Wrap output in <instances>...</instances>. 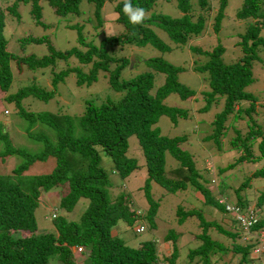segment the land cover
I'll list each match as a JSON object with an SVG mask.
<instances>
[{
    "label": "trees",
    "instance_id": "1",
    "mask_svg": "<svg viewBox=\"0 0 264 264\" xmlns=\"http://www.w3.org/2000/svg\"><path fill=\"white\" fill-rule=\"evenodd\" d=\"M39 1L14 0L8 10L19 19L18 3L31 2L30 12L40 23ZM46 1L60 18L70 19L72 15L81 13L82 0ZM86 1L94 4V18L97 23L93 24V28L100 29L105 18L102 10L106 0ZM109 1L113 2L115 20L122 25L120 33L111 37L104 36L96 42L93 40L99 36V30L98 33H88L82 29L86 25L73 24L69 27L76 30L77 43L66 49H56L47 36H27L21 40L24 44H46L48 53L42 56H37L34 52L16 56L7 50L8 40L4 33L6 18L0 8V90L6 93L4 101L14 105L16 114L25 123L27 136L41 145L40 149L35 150L16 147L7 134L0 132V141L3 142L0 163L10 156L21 158L11 173L0 171V264H47L51 259L60 261V264H179L176 261V237L179 235L172 230L168 231L165 238L172 242L168 246V254H161L153 239L131 246L118 233H114L118 222L134 226L138 224L137 217H145L149 227L156 226L153 216L159 204L152 199V182L159 184L169 193L193 187L202 195L204 206H214L229 216L225 205L217 199V195H222L225 189H214L213 192L209 190L204 182L211 180L203 179L196 167L198 160L187 149L182 148L190 137L184 135L185 133H161L158 123L162 116L167 117L173 126L177 125L179 119L187 116L185 108L165 103V98L171 93H177L181 100L200 93L205 100L202 110L208 109L212 101L223 99V108L215 114L213 120V132L203 137L204 141H213L219 148L225 128L224 122L233 113L235 104L242 100L250 101L249 107L238 108L235 114L237 118L246 113L250 122H247L243 133L235 129L236 136L231 141L232 149L242 154L218 171L221 174L240 163L264 159V131L251 116L256 97L246 90L254 81L253 63L261 58L258 49L264 48V0H243L236 11V18L246 21L245 30L239 34L238 45L242 56L237 61H223L225 47L221 44L210 50L202 49L198 45H189L191 52L205 57L203 63L193 67L195 72L207 74V85L204 90L198 92L179 80V73L185 71L184 67L160 56L144 59L143 71L123 77L130 64L124 49L125 46L151 45L162 52L171 50L151 26L163 29L175 47L187 45L192 37L196 38L203 33L205 27H208L207 22L211 25L212 21V29L219 32L227 0H217L218 7L214 13L212 5L215 0H176L177 8L181 12L177 17L163 13L157 7L160 3L156 0H132V4L143 8L149 17L142 25L136 26L128 22L122 11L123 0ZM87 19L90 24L93 23L91 17ZM117 52L120 53L119 57ZM138 59L136 57L133 67ZM12 62L15 63L14 68L19 71L49 69L53 89L48 90L45 86L29 82L14 93H8L14 78ZM100 71L107 74L111 88L125 91L124 96L117 102L107 100L99 105L88 103L80 115L34 112L27 110L23 105V100L27 98L48 101L53 97L57 85L72 72L76 74L78 85H89ZM158 74L164 75V80L155 88V77ZM130 136L137 138L145 161L146 178L142 189L149 202V208L144 216L137 215L129 208V195L120 191L114 198L111 192L113 179L110 174H116L122 180L141 168L133 155H127ZM255 145L258 154L252 151ZM167 152L178 161V165L171 171L165 168ZM104 155L111 159L110 170L104 167ZM203 159L204 157H199L202 163ZM38 166L44 169L30 173ZM251 177L264 178V167L256 168L252 175L236 188V205L243 212L251 207L258 215L261 213L259 207L264 204V191L259 194L256 206L249 205L246 195L240 194L250 185ZM221 183H225L224 180L221 179ZM60 185L67 187L58 204L62 212L71 211L81 198L88 200L87 206L79 220H69L63 214L54 215L55 230L37 232L35 210L40 204L39 196ZM176 215L179 216V224L190 216H196L202 226V231L197 236L201 240L200 244L188 251L189 264H216L222 254L229 256L225 261L227 264H246L255 259L251 255L254 242H236V239L241 237V231L233 216L237 228L231 232L216 221L207 220L199 208L184 211L178 207ZM258 216L257 222L251 226L255 232L264 230V218ZM210 226L229 236L232 239L231 246L212 238L208 232ZM19 231H26L28 235L17 234ZM252 240L256 242L257 238ZM79 246L83 247V250L74 252L73 248ZM238 254V261H233V257ZM78 257H81L79 263Z\"/></svg>",
    "mask_w": 264,
    "mask_h": 264
},
{
    "label": "rangeland",
    "instance_id": "2",
    "mask_svg": "<svg viewBox=\"0 0 264 264\" xmlns=\"http://www.w3.org/2000/svg\"><path fill=\"white\" fill-rule=\"evenodd\" d=\"M160 3V10L172 17L181 15V12L177 8L176 0H156ZM14 0H0V8L5 13L6 25H5V37L8 40L7 50L17 55H25L34 52L37 56H42L48 53L46 44H33L21 45V39L27 36L40 37L47 36L49 42L56 49H66L72 45H75L77 32L69 25L78 24L86 25L82 28L83 31L88 33H98L99 36L95 37L98 42L102 37L108 36L107 32H113L116 34L122 30V25L115 19L116 14L113 10V2L106 0L103 6V14L105 18L102 20V26L100 29L95 30L93 24L97 23L94 18V4L88 3L86 0H82L80 3L81 13L79 15H72L70 19L60 18L54 9L49 6L46 0H40L41 5V18L38 23L31 14V2L22 3L19 2L17 11L20 18H16L15 15L10 13L8 7L13 4ZM243 0H227V6L224 11V17L222 19V25L219 32H215L212 29V21L207 22L203 33L199 36L192 37L187 45L175 47L173 42L169 39L167 33L157 27L151 26L154 32L171 47V50L162 52L159 49L147 45L145 47H133L125 46V54L129 56H135L134 63H136V57L139 58L136 66L129 67L125 70L126 77L129 74H137L144 70L143 60L149 57H163L169 62L182 66L185 71L179 73V80L196 92L204 90L207 85V74L199 73L193 70V67L199 65L205 61L204 56H197L190 51V44L198 45L202 49L210 50L215 45L221 44L225 47V52L222 56L225 63H232L237 61L242 56L238 41L240 40L239 34L245 30V20H239L236 18V11L240 8ZM218 7V1L215 0L212 5L213 13ZM88 17L93 19V23L90 24ZM264 34V29L262 31ZM90 38V37H89ZM92 38V37H91ZM258 54L261 57L260 61L253 63V76L254 82L246 89L255 95V106L251 113V116L257 124H259L264 131V48L258 49ZM16 55V56H17ZM117 56L120 53L117 52ZM63 63V62H60ZM14 78L8 93H14L18 88L26 85L29 82H35L38 85L45 86L46 89L52 90L51 85V72L47 70H28L24 69L19 71L15 69V63L12 62ZM27 80V81H25ZM31 80V81H28ZM164 80V75L158 74L155 77V88L159 86ZM6 93L0 90V132L7 134L11 143L16 147H26L29 150L40 149L41 145L29 138L24 129L25 123L16 114L15 107L11 103L4 101ZM125 94V91H116L110 87L107 74L100 71L97 78L91 82V84L78 85L76 83V74L70 73L64 81L60 82L54 95L48 101H42L34 98H27L23 100V105L27 110L34 112L49 111L54 113H66L69 115H80L85 110L88 103L93 105H99L103 101L117 102ZM165 103L170 106H180L187 110V116L184 119H179L176 126H173L170 120L162 116L158 123L161 133L164 135L178 133L189 136L188 142L182 145L183 149H187L197 161L196 167L203 179L207 178L211 181L204 182L205 186L211 190L225 189L222 195H217L218 201L226 199L229 203L236 204L235 190L238 186L247 178L252 175V172L256 168L264 167V159L256 162H243L231 169H227L223 173H219V168L226 166L227 164L234 162L238 155L242 154L240 151L232 149L231 141L236 136L235 129L240 130L243 133L247 128L248 115L242 113L240 117L235 118V114L238 112V108L244 109L250 106V102L247 100L240 101L235 104L234 111L231 113L224 122V133L221 135V148L215 145L213 141H204L203 137L213 132V120L215 114L220 112L223 108V99L219 98L218 101H212L210 107L206 110H202L205 104L204 98L200 93H196L194 96L181 100L177 93H171L165 98ZM250 123V122H249ZM246 127V128H245ZM257 144V142L255 143ZM257 146L252 149L254 154H258ZM3 148V142L0 141V150ZM129 156L133 155L137 160L141 168L132 172V174L123 181L118 175L110 174V178L113 179V185L111 188L114 198L120 194V191L129 195V208L133 210L137 215L143 216L149 208V202L147 201L144 192L143 185L146 178V167L144 165V157L139 148L137 138L135 136L129 137ZM199 157H204V163L200 162ZM1 160V159H0ZM21 161L18 156H10L0 163V171L4 173H11L13 167ZM105 169L110 170L112 168L111 159L104 155L102 160ZM41 165V164H40ZM178 165V161L171 156L170 153H166L165 168L171 171ZM209 168V171L207 170ZM207 168V169H206ZM44 168L37 167L30 173L41 172ZM210 172V173H209ZM224 180L225 183L220 181ZM202 181V179H201ZM125 183V187H124ZM66 185H60L45 192L39 196L40 204L35 210V218L37 222V232H53L55 230L53 218L54 215H65L69 220H79L81 214L87 206L88 200L85 198L79 199V201L73 206L71 211L62 212L58 208L59 200L66 192ZM264 191V178L251 177L250 185L240 192L242 195H246L249 205H255L259 194ZM226 192V193H225ZM152 199L157 201L159 206L156 214L153 216L155 227H149V223L143 219L137 217L136 222L143 224L142 230H137L136 226H129L126 222H118L114 227V233L123 238L129 245L136 246L139 242L153 239L156 245L159 247L161 254H168V246L172 243L170 240H165L168 231H174L178 237H176V243L178 244L177 259L179 264H189L187 254L190 248L200 244L201 240L198 239V234L202 231V226L199 224V219L196 216H190L186 218L182 224H179L176 210L181 207L184 211L192 208H199L202 210L204 217L209 221H216L225 229L234 232L236 231L237 224L229 214L226 215L218 210L216 207L204 206L202 204L203 197L199 191L193 187H188L186 190H179L175 193L167 192L159 184L152 182ZM217 194V193H216ZM260 215L264 218V204L259 207ZM209 234L214 239L222 241L225 245L231 246L232 239L225 234L218 232L213 226L208 228ZM12 233V232H11ZM17 233V232H13ZM17 234L23 236L28 235L26 231H19ZM236 242H240V237L236 239ZM75 249H73L74 251ZM75 252V251H74ZM78 255V254H77ZM240 255L233 257V261H238ZM217 258V255H216ZM227 254H222L216 264H227ZM81 257L77 258L79 263ZM257 259L249 261L246 264H256ZM47 264H60V261L51 259ZM165 264V263H163ZM194 264V262L192 263Z\"/></svg>",
    "mask_w": 264,
    "mask_h": 264
},
{
    "label": "clouds",
    "instance_id": "3",
    "mask_svg": "<svg viewBox=\"0 0 264 264\" xmlns=\"http://www.w3.org/2000/svg\"><path fill=\"white\" fill-rule=\"evenodd\" d=\"M122 11H123V13H124V15L128 18V22L131 24V25H133V26H136V25H142L143 23H144V21L146 20V19H148L149 17H147L146 16V14H145V10L143 9V8H141V7H138V6H134L133 4H132V0H123V8H122ZM107 35L109 36V37H111V36H115V33H113V32H107ZM23 39V38H22ZM21 39V40H22ZM8 43V42H7ZM25 42H22L21 41V45L22 46H24V45H26V44H24ZM6 48H7V45H6ZM11 53V52H10ZM12 54H14V53H12ZM15 55H17V54H15ZM17 56H21V55H17ZM260 57V56H259ZM134 59H135V56H134ZM261 59V58H260ZM255 61H260V60H255ZM254 61V62H255ZM134 62V61H133ZM130 65V64H129ZM254 82V81H253ZM251 85V84H250ZM247 90V89H246ZM248 91V90H247ZM254 95V94H253ZM242 101H244V100H242ZM250 102V101H249ZM251 103V102H250ZM129 148V147H128ZM129 152H130V150L128 149V151H127V155L129 154ZM129 156V155H128ZM208 168V167H207ZM209 169V168H208ZM132 174V173H131ZM130 174V175H131ZM116 175V174H115ZM129 175V176H130ZM128 176V177H129ZM128 177H126V178H128ZM125 178V179H126ZM124 179H122V181H123ZM124 182V181H123ZM124 187H125V183H124ZM220 202H222L224 205H225V202H227V203H229L228 201H226V199L225 198H223V201H220ZM232 204V203H231ZM234 205H236V204H234ZM255 210V209H254ZM255 213H256V211H255ZM230 214V213H229ZM231 216H233V218H235V216L234 215H232V214H230ZM256 216H257V220H258V218H259V216L257 215V213H256ZM236 219V218H235ZM237 221V220H236ZM237 223H238V221H237ZM255 224V223H254ZM253 224V225H254ZM238 225H239V223H238ZM135 226H136V228H138V227H140V226H143V224H135ZM134 226V227H135ZM239 229H240V234H241V237H240V243H242V244H247V243H255L254 244V246H253V248H252V251H251V255L253 256V257H255V259H257V261H256V264H260L262 261L264 262V252H261V253H256L255 252V248L256 247H258L259 245H260V242H262L263 244H264V230H259V231H257V232H255V231H253L252 230V227L250 226L249 227V229H248V231L247 230H244V229H242V227L239 225ZM262 234H263V238H262ZM252 238H257V241L255 242V241H253L252 240ZM262 238V239H261ZM80 247V246H79ZM77 247H74L73 249H75L74 251L75 252H81V250L79 251V250H77L76 249ZM82 250H83V247L81 248Z\"/></svg>",
    "mask_w": 264,
    "mask_h": 264
},
{
    "label": "built area",
    "instance_id": "4",
    "mask_svg": "<svg viewBox=\"0 0 264 264\" xmlns=\"http://www.w3.org/2000/svg\"><path fill=\"white\" fill-rule=\"evenodd\" d=\"M220 201H223V200H220ZM225 210L226 212L235 216L239 225L244 230L248 231L249 227L257 222V216L255 213V210L251 207L248 208V210H245L243 212L241 211L240 207H238L237 205L225 202ZM142 229H143V226H140L137 228V230H142ZM262 238H263V234H262ZM81 248L82 247H77L76 249L80 251ZM255 252L256 253L264 252V244L262 242H260V245L255 248ZM260 264H264V262L262 261Z\"/></svg>",
    "mask_w": 264,
    "mask_h": 264
},
{
    "label": "water",
    "instance_id": "5",
    "mask_svg": "<svg viewBox=\"0 0 264 264\" xmlns=\"http://www.w3.org/2000/svg\"><path fill=\"white\" fill-rule=\"evenodd\" d=\"M133 61H134V55H132L131 57H130V67H132V65H133Z\"/></svg>",
    "mask_w": 264,
    "mask_h": 264
}]
</instances>
